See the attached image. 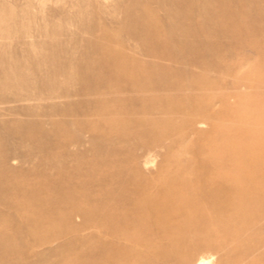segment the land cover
Masks as SVG:
<instances>
[{
    "label": "rangeland",
    "instance_id": "1",
    "mask_svg": "<svg viewBox=\"0 0 264 264\" xmlns=\"http://www.w3.org/2000/svg\"><path fill=\"white\" fill-rule=\"evenodd\" d=\"M1 21L0 264H264V187L236 214L208 181L214 156L264 177V0H0ZM182 178L191 222L164 209Z\"/></svg>",
    "mask_w": 264,
    "mask_h": 264
},
{
    "label": "bare ground",
    "instance_id": "2",
    "mask_svg": "<svg viewBox=\"0 0 264 264\" xmlns=\"http://www.w3.org/2000/svg\"><path fill=\"white\" fill-rule=\"evenodd\" d=\"M218 16H216L215 19L219 20ZM4 22L1 21L0 23H4ZM2 28H6V27H2ZM7 29H5V30L8 31ZM1 33H3V32H1ZM6 34H7V32H6ZM253 76H254V74H253ZM214 142L215 141L212 140L211 143L214 144ZM211 143H210V145H212V152L211 153H213V151H215V150L213 148V144H211ZM216 150H217V148H216ZM213 159L215 160L216 165L219 166L220 159L215 158V156L213 157ZM217 161H219V162H217ZM218 166L215 169V172H213V175L208 178V181L212 182L213 180H218L219 179V181H222L224 184L227 185V187H231L232 189H234L236 191V194L232 198L233 203L235 204V207L233 208V211L236 214H241V213L244 214V210H246V207H244L243 204H242L243 199H246L248 196H250L251 192H253L254 190L258 191L261 187H264V180H262V179H264V177H262L258 182H256L254 179H251L250 176H249L250 174H252L254 172L253 171L251 173L253 168H252V170H250L249 168H246V167L239 168V167H235L234 166V167H232L230 169V171L227 170L226 172L225 171L223 172L222 170H220L221 169L220 167L218 168ZM243 172L246 173L245 175H248V178H246V180L244 179L242 181V179L240 178L239 175L243 174ZM168 187H169V189H168L169 193H171L172 196H174V198H175V201H176L175 204L176 205H170V206H167V208H164L166 213L170 212V211L179 210V211L182 212V216L185 217L186 219H188V221L191 222L193 220V216H192L193 214H191V210L190 209H186L184 205L187 202L190 203V201H191V204H192V202H193L192 198L195 195V193L197 192L196 186L194 185V183L190 179H188V178H184L183 179L182 178L178 184L170 185ZM112 218H114V217H112ZM136 221H137L136 225H130V227H128L127 229H123V228H126V227H123V225L120 224L121 222H118L117 220L114 219L113 222H111L110 231H111V233H114V235H116L118 233H120V234L123 233L125 236H128V237H131V238L135 239V238L138 237V235H140L146 229V226H147L144 223V221H141L140 219H137ZM215 222H217V225H220L222 227V231L225 232V233H227V232L229 233V231H231L233 229L232 226L230 225V218L227 215H219V216H217ZM163 223L164 222L162 220L159 221L160 232H161L162 235L167 236V234H168L167 231H166L167 227L164 226ZM155 230L156 229H154V231ZM157 230H159V229H157ZM197 233H198L197 231H194V234H197ZM206 243L209 244L211 242L207 240ZM166 252L170 253V254L172 253L173 255H176L177 254V249L175 248L174 245H171L170 250L169 251L166 250ZM189 254H190V252L189 253L186 252L185 257H187ZM109 260H110V258H108V256H107L106 259H105V262L108 264ZM112 261H111L112 264H125L117 256H115L114 259H112ZM196 263L197 264H205V263H208V261L205 258L201 257L199 260H197Z\"/></svg>",
    "mask_w": 264,
    "mask_h": 264
}]
</instances>
